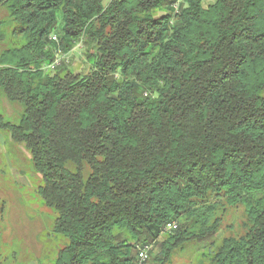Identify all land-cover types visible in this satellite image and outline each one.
<instances>
[{
  "label": "trees",
  "instance_id": "trees-1",
  "mask_svg": "<svg viewBox=\"0 0 264 264\" xmlns=\"http://www.w3.org/2000/svg\"><path fill=\"white\" fill-rule=\"evenodd\" d=\"M0 8V93L23 107L0 130L29 152L57 214L66 244L49 264H136L146 245L171 264L208 240L209 264H264V0ZM82 42L88 73L48 69ZM239 210L243 231L217 243Z\"/></svg>",
  "mask_w": 264,
  "mask_h": 264
},
{
  "label": "rangeland",
  "instance_id": "rangeland-1",
  "mask_svg": "<svg viewBox=\"0 0 264 264\" xmlns=\"http://www.w3.org/2000/svg\"><path fill=\"white\" fill-rule=\"evenodd\" d=\"M212 1L202 0L205 6ZM6 12L0 8L1 19L8 15ZM8 47V42L0 44V54ZM86 53L82 42L70 53L61 54L62 67L88 73ZM22 113L20 104L10 103L0 93V115L7 122L19 123ZM40 183L41 176L35 172L29 152L23 145L14 144L7 131L0 130V264H49L66 244L52 233L57 214L39 197ZM243 218V211L232 212L214 240L220 243L225 237L241 233ZM211 241L187 244L176 251L171 264H209L203 254L208 252ZM153 250L149 264H154L153 258L160 252L158 246Z\"/></svg>",
  "mask_w": 264,
  "mask_h": 264
},
{
  "label": "built area",
  "instance_id": "built-area-1",
  "mask_svg": "<svg viewBox=\"0 0 264 264\" xmlns=\"http://www.w3.org/2000/svg\"><path fill=\"white\" fill-rule=\"evenodd\" d=\"M52 40L55 42H58V39L56 36L52 37ZM60 55L61 53L59 52L57 54V59L54 64L50 65L48 67L49 70H55L56 67L61 65V60H60ZM177 229V225L175 223L169 224L167 226V231H174ZM153 250L152 246L146 245V246H141L137 248V262L136 264H149L150 262V252Z\"/></svg>",
  "mask_w": 264,
  "mask_h": 264
},
{
  "label": "crops",
  "instance_id": "crops-1",
  "mask_svg": "<svg viewBox=\"0 0 264 264\" xmlns=\"http://www.w3.org/2000/svg\"><path fill=\"white\" fill-rule=\"evenodd\" d=\"M215 1H216V0H213L211 3H214ZM211 3H209V4H211ZM209 4H208V5H209Z\"/></svg>",
  "mask_w": 264,
  "mask_h": 264
}]
</instances>
